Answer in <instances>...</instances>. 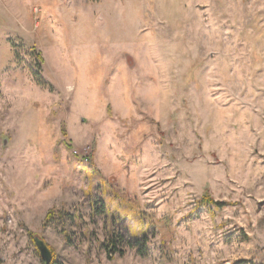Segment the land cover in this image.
Wrapping results in <instances>:
<instances>
[{"label":"clouds","instance_id":"1","mask_svg":"<svg viewBox=\"0 0 264 264\" xmlns=\"http://www.w3.org/2000/svg\"><path fill=\"white\" fill-rule=\"evenodd\" d=\"M0 264H264V0H0Z\"/></svg>","mask_w":264,"mask_h":264}]
</instances>
